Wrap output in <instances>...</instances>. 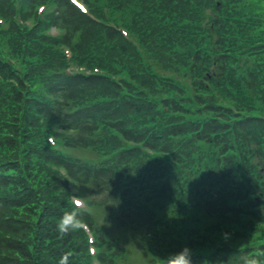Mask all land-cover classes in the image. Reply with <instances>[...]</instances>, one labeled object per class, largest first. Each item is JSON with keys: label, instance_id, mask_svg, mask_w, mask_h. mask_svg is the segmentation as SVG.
Here are the masks:
<instances>
[{"label": "trees", "instance_id": "1", "mask_svg": "<svg viewBox=\"0 0 264 264\" xmlns=\"http://www.w3.org/2000/svg\"><path fill=\"white\" fill-rule=\"evenodd\" d=\"M41 1L19 0V4L22 9ZM103 1L122 13L130 8L127 20L124 14L122 19L143 37L147 51L163 60L165 67L184 68L183 74L193 82L191 87L180 81L176 86L164 83L157 94L170 88L163 95L168 99L148 100L140 94L125 96L104 76L57 74L49 85L34 74L28 79L35 89H47L52 97L37 105L39 110L33 103L27 106L19 90L0 76V264H91L82 230L60 227L65 214L78 217L97 234L100 264H130L115 245L117 239L106 245L108 238L96 226V218L66 205L65 182L59 173L43 167V160L102 197L96 202L100 214L132 235L130 241L146 264H157L158 258L178 250L185 244L180 238L222 250L201 259L193 253V264H245L252 257L264 262V233L254 243L247 240L255 232L254 220L264 219V171L260 170H264V123L232 115L223 99L247 109L243 89L256 91L252 85L256 84L264 92V45L259 41L264 40V18L235 16L234 7L243 6L240 0ZM12 5L10 1L1 13L8 20L14 13ZM55 9V25L66 31V42L83 55V61L108 63L113 52L123 69L135 72L132 66L138 59L116 32L91 25L67 0H56ZM94 9L98 11L97 4ZM5 32L0 29V40ZM79 32L81 41L71 44L68 37ZM14 36L15 31H7V40ZM254 41L259 44L254 46ZM8 44L15 51L17 41ZM0 59L5 64L1 55ZM46 63L39 57L34 65ZM141 76L145 82L146 75ZM212 89L222 98L211 100ZM41 96L37 95L40 102ZM34 112L72 131L75 136L64 140L69 147L102 148L111 144L107 135L117 134L165 155L152 158L138 149L123 150L122 144L112 148L117 154L115 165L77 164L42 147L40 128L29 116ZM137 159L153 167L148 182L156 187L158 209L127 196L137 195L144 185L125 184L129 177L124 166L132 167ZM224 229L242 238L240 252L228 250L223 238H216Z\"/></svg>", "mask_w": 264, "mask_h": 264}, {"label": "rangeland", "instance_id": "2", "mask_svg": "<svg viewBox=\"0 0 264 264\" xmlns=\"http://www.w3.org/2000/svg\"><path fill=\"white\" fill-rule=\"evenodd\" d=\"M9 1L10 0H0V9L10 6ZM240 5L243 6L234 7L233 14L235 16L245 15L244 17H250L252 19L253 17H259L260 15L262 16V18H264V0H240ZM259 41H263V38H261ZM254 42L256 43L258 41H254ZM247 85H249V83H247ZM252 85L257 86L255 87L256 91L253 90L254 92L253 93L249 89L244 88L241 97L245 99V105L249 106L247 107V109L264 110L263 102H260V100L264 98V92L261 91L258 85L256 84H252ZM220 98H222V94L215 92V90L211 91V98H210L211 100L218 101ZM223 99L225 102L224 104L225 106L232 104V100L230 98H223ZM233 102L238 108L241 107L235 101ZM251 105H253L254 108H251ZM109 136L111 138L110 141L111 144H108L107 146H103L102 148L96 147L91 150L88 149L86 151L67 149L66 151L70 157L79 159V161L82 163L97 165L101 162H107L115 165L117 162L116 160L117 154L116 152H114L112 148L116 147L117 145H120L122 142L118 136L114 137L111 135H107V138ZM100 144L103 145V143ZM104 159H107L108 161H103ZM146 165H147V161L142 159H137L135 163L132 165V167H129V165L124 166L126 167V173H128L127 177H129V180L125 183L127 186L131 187L134 183L144 184L143 188H141L139 192H137L138 193L137 195L129 194L127 196L130 197L131 199L137 198L136 203L144 202V204H146L148 207L158 209V207L161 204L157 197L156 187L153 185L152 182H148L149 176L154 173L153 167L151 165L149 166ZM75 191H79L82 195H84V197L88 201L90 200L92 202H98L102 199L101 196L94 195L91 191H89L88 188L85 187L84 188L76 187ZM100 210L101 209L98 206L92 207L91 209V212L94 211L93 217L95 216L97 218L96 226H98L99 229L105 233L107 238L110 239H114V237L118 238L121 245H123L125 249L128 250L129 252L128 254H130L131 261H139L144 259L141 252L136 250L132 245L131 241L128 239L129 237H132V235L128 233H121L119 229H116L114 220L112 218L107 217L105 214L103 215V213L100 214ZM159 211H162V207L160 208V210H158V212Z\"/></svg>", "mask_w": 264, "mask_h": 264}, {"label": "clouds", "instance_id": "3", "mask_svg": "<svg viewBox=\"0 0 264 264\" xmlns=\"http://www.w3.org/2000/svg\"><path fill=\"white\" fill-rule=\"evenodd\" d=\"M81 221L78 217H74L69 214H65V218L62 220L60 227L66 229L71 226L73 228L79 227ZM162 264H193L192 250L187 245H181L178 250L168 253L165 257L161 258ZM245 264H258L255 257L247 258Z\"/></svg>", "mask_w": 264, "mask_h": 264}, {"label": "snow or ice", "instance_id": "4", "mask_svg": "<svg viewBox=\"0 0 264 264\" xmlns=\"http://www.w3.org/2000/svg\"><path fill=\"white\" fill-rule=\"evenodd\" d=\"M74 2H75V0H74ZM82 7V6H81Z\"/></svg>", "mask_w": 264, "mask_h": 264}]
</instances>
